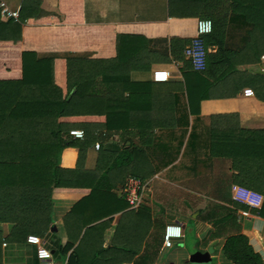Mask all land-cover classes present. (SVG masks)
<instances>
[{"label": "crops", "instance_id": "crops-1", "mask_svg": "<svg viewBox=\"0 0 264 264\" xmlns=\"http://www.w3.org/2000/svg\"><path fill=\"white\" fill-rule=\"evenodd\" d=\"M3 1L24 23L20 41H0V80L21 78L23 52L51 56V81L65 96L67 58H83L98 73L101 95L93 98L98 113L59 118L63 128L82 130L84 137L79 147L60 150L56 167L65 179L88 177L54 188L50 206L29 214L35 216L22 211L25 234L39 236L56 264H67L70 256L75 264H174L164 262L169 248L162 246V235L165 225L179 223L185 241L174 240L171 248L182 250V264H190L189 251L209 248L212 264H231L221 248L236 234L264 262V218L235 202L231 191L245 187L264 200V173L256 163L264 156L260 36L258 45L246 46L231 62L235 74L213 83L203 99L187 92L185 78L189 88L194 81L181 51L196 35L198 0ZM118 53L112 77L106 62ZM154 70L168 72V80L154 81ZM246 88L253 96L242 94ZM133 174L146 184L137 209L121 194ZM190 219L196 246L186 243ZM10 224L0 222V264H37L34 245L9 239ZM65 245L71 247L62 254Z\"/></svg>", "mask_w": 264, "mask_h": 264}, {"label": "trees", "instance_id": "trees-1", "mask_svg": "<svg viewBox=\"0 0 264 264\" xmlns=\"http://www.w3.org/2000/svg\"><path fill=\"white\" fill-rule=\"evenodd\" d=\"M198 1L202 2L201 18L210 19L213 25L211 33L203 38L210 52L203 71H193L186 59L194 81L192 88L184 78L187 92H196L205 99L206 96L202 95L213 83L235 74L236 69L231 62L243 53L246 46L253 42L258 45V36L261 43L264 41V0H227L226 4L225 0ZM22 23L23 17L18 21H2L0 17V41H20ZM189 43L186 41V45ZM185 46L181 47L183 55ZM120 57L118 53L117 58L106 62L108 66L105 69L113 72L110 74L112 77ZM51 58L23 52L21 78L0 80V222L11 223L9 239L12 242L22 241V238L26 241L22 211L26 213L23 216H35L29 214L50 206L54 188L78 185L81 179L88 177L87 174H79L76 181L65 179L56 167L61 149L80 146L79 140L69 135L70 129L63 128L59 118L99 112L98 100H93L95 96H101L96 80L98 73L95 75L88 70L83 58L68 57V92L63 96L62 90L50 78ZM101 82H104V76ZM109 91L111 97L116 95L113 90ZM257 96L264 102V95ZM107 116L109 118V114ZM108 118L107 128H111V118ZM81 158L80 151L78 161ZM256 160L257 167L264 173V156ZM255 213L264 218V200ZM70 247L63 246L61 253L66 254ZM221 257L231 264L263 262L242 234L226 238ZM67 264H75L73 256L68 258Z\"/></svg>", "mask_w": 264, "mask_h": 264}, {"label": "built area", "instance_id": "built-area-1", "mask_svg": "<svg viewBox=\"0 0 264 264\" xmlns=\"http://www.w3.org/2000/svg\"><path fill=\"white\" fill-rule=\"evenodd\" d=\"M18 11L11 10L7 4L0 0V17L1 19H18ZM213 28L210 19L200 18L196 23V35L191 39L190 43L184 49V56L190 62L191 67L195 71H203L206 66V59L209 49L204 44V37L211 33ZM169 74L163 70H154L152 79L156 82L167 81ZM246 97L253 96V91L246 88L242 91ZM69 135L82 139L84 132L82 130L72 129ZM98 147V145H96ZM146 189V184L143 180L136 176H128L121 188V194L130 209H137L142 203L143 192ZM232 198L235 202L243 204L248 208H260L263 202V197L245 187L234 185L231 188ZM184 237L183 227L179 223H170L165 225L162 235V246L171 248L174 240H179ZM26 242L35 246V255L37 264H56L52 258V252L44 245L42 239L37 235H27Z\"/></svg>", "mask_w": 264, "mask_h": 264}, {"label": "rangeland", "instance_id": "rangeland-1", "mask_svg": "<svg viewBox=\"0 0 264 264\" xmlns=\"http://www.w3.org/2000/svg\"><path fill=\"white\" fill-rule=\"evenodd\" d=\"M224 2V1H222ZM227 3V0H225L224 4ZM195 221L194 219H190L188 222H187V227H186V243L190 246L192 245H195L196 242L195 241ZM197 228V226H196ZM183 240L185 241V239H181L180 241L183 242ZM196 246V245H195ZM179 251V252H177ZM180 251H181V254H180ZM176 254V255H175ZM186 254V252H185ZM182 256H184V253L182 252V250H180V248H178L177 246H175L174 248H169V249H166L164 251V262H167L169 260H174V264H182L184 262V260L182 261ZM170 258V259H169ZM213 261H215V258L213 259Z\"/></svg>", "mask_w": 264, "mask_h": 264}, {"label": "water", "instance_id": "water-1", "mask_svg": "<svg viewBox=\"0 0 264 264\" xmlns=\"http://www.w3.org/2000/svg\"><path fill=\"white\" fill-rule=\"evenodd\" d=\"M261 73L264 75V68L262 69ZM189 252L190 256L188 262L190 264H212L213 262L211 257V254L213 253V248H209L204 253H201L196 250H191ZM261 264H264V262H262Z\"/></svg>", "mask_w": 264, "mask_h": 264}]
</instances>
